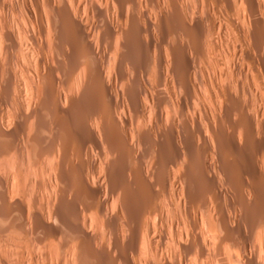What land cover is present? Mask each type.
Masks as SVG:
<instances>
[{
	"label": "bare ground",
	"instance_id": "1",
	"mask_svg": "<svg viewBox=\"0 0 264 264\" xmlns=\"http://www.w3.org/2000/svg\"><path fill=\"white\" fill-rule=\"evenodd\" d=\"M25 1L0 264H264V0Z\"/></svg>",
	"mask_w": 264,
	"mask_h": 264
},
{
	"label": "rangeland",
	"instance_id": "2",
	"mask_svg": "<svg viewBox=\"0 0 264 264\" xmlns=\"http://www.w3.org/2000/svg\"><path fill=\"white\" fill-rule=\"evenodd\" d=\"M14 1V0H13ZM12 0H11V13L9 14V19L11 20L12 19V22L14 23V24H18V23H21L20 24V26H23V23L25 24V18H24V15L22 16V14L18 11V9L16 8V4L13 2ZM29 1V2H28ZM31 1V2H30ZM36 1H37V3H38V0H26L25 1V6L28 8V9H32L33 7H36L37 6V3H36ZM33 2V3H32ZM28 3V4H27ZM32 3V4H31ZM15 5V6H14ZM33 5V6H32ZM34 5H36V6H34ZM30 6H32V8L30 7ZM30 7V8H29ZM14 8H15V11H14ZM16 9H17V11H16ZM11 17V18H10ZM20 19V20H19ZM16 20V21H15ZM24 20V21H23ZM15 21V22H14ZM22 21H23V23H22ZM19 25V24H18ZM191 100H189L188 102L190 103H188V102H186V105L188 106V109H189V111L191 110V108H189L190 106L192 107L193 105H192V102H190ZM191 258V257H190Z\"/></svg>",
	"mask_w": 264,
	"mask_h": 264
}]
</instances>
